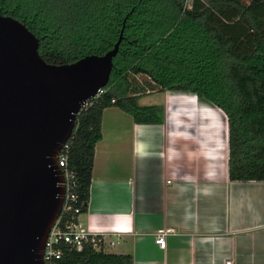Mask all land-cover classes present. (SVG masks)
Wrapping results in <instances>:
<instances>
[{
    "label": "trees",
    "instance_id": "obj_1",
    "mask_svg": "<svg viewBox=\"0 0 264 264\" xmlns=\"http://www.w3.org/2000/svg\"><path fill=\"white\" fill-rule=\"evenodd\" d=\"M0 15L23 23L54 65L104 55L123 35L109 83L82 108L60 152L75 176L80 211L62 214V228L87 211L105 109L118 108L137 124L163 122L161 106L139 104L147 94L183 92L220 109L229 179L264 182V0H195L190 10L185 0H0ZM98 238V248L61 244L52 264H134Z\"/></svg>",
    "mask_w": 264,
    "mask_h": 264
},
{
    "label": "crops",
    "instance_id": "obj_2",
    "mask_svg": "<svg viewBox=\"0 0 264 264\" xmlns=\"http://www.w3.org/2000/svg\"><path fill=\"white\" fill-rule=\"evenodd\" d=\"M173 93L166 106L154 104L161 124L105 109L79 224L134 264H264V182L231 181L224 113ZM167 228L174 233L162 249L155 236Z\"/></svg>",
    "mask_w": 264,
    "mask_h": 264
},
{
    "label": "water",
    "instance_id": "obj_3",
    "mask_svg": "<svg viewBox=\"0 0 264 264\" xmlns=\"http://www.w3.org/2000/svg\"><path fill=\"white\" fill-rule=\"evenodd\" d=\"M122 39L104 55L48 64L38 38L0 15V264H45L64 204L59 154L82 108L109 83Z\"/></svg>",
    "mask_w": 264,
    "mask_h": 264
},
{
    "label": "built area",
    "instance_id": "obj_4",
    "mask_svg": "<svg viewBox=\"0 0 264 264\" xmlns=\"http://www.w3.org/2000/svg\"><path fill=\"white\" fill-rule=\"evenodd\" d=\"M194 2L195 0H185V9H188V10L192 9ZM101 93H103V89L94 98H97ZM89 102H87V104L84 107H86L89 104ZM66 147L67 145L64 148ZM58 158H60L58 160V165L62 169L64 180H65V196H64L62 214L67 213V212L68 213L74 212L75 214H79L80 213L79 209H74L73 207L78 199V196L74 192V189L76 187L75 176L72 172H70L67 169L66 156L64 155L60 156L59 154ZM61 217L59 218V220L57 221V223L51 230L50 235L47 239V243H46V247H45V251L43 255V260L45 264H52L54 261L59 260L61 258L62 256V250L60 248L61 244H66V245L72 246L73 248L77 250H81L85 242L91 241L95 248L99 247L100 240L98 237L102 238V236H100L99 234H94L93 232L89 230V228L83 227L81 224H79V222L72 223L62 228L60 226ZM173 233H174V230L171 228L158 230L155 236L156 244L160 248L164 249L167 244V241H166L167 236ZM110 245L113 246L114 244L110 243ZM225 264H233V261L227 260Z\"/></svg>",
    "mask_w": 264,
    "mask_h": 264
},
{
    "label": "rangeland",
    "instance_id": "obj_5",
    "mask_svg": "<svg viewBox=\"0 0 264 264\" xmlns=\"http://www.w3.org/2000/svg\"><path fill=\"white\" fill-rule=\"evenodd\" d=\"M139 80H141V79H139ZM158 93H152V94L143 95L142 96L143 98H141L140 101L142 99L143 100L139 104H145V105H148L149 106V105H154V104L157 103V104H161L162 106L165 104V106H166V100L167 99L169 100L171 97H173V95H175V93L171 92V93H168L167 94L168 97L165 98L166 97V93H163V95L161 97L158 95ZM154 95H158V96H154ZM168 106H169V103H168ZM225 119L227 121L226 116H225ZM116 250H118V249H116ZM114 252H115V249H114Z\"/></svg>",
    "mask_w": 264,
    "mask_h": 264
}]
</instances>
